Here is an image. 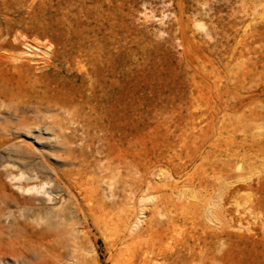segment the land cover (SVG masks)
I'll list each match as a JSON object with an SVG mask.
<instances>
[{
  "label": "rangeland",
  "instance_id": "1",
  "mask_svg": "<svg viewBox=\"0 0 264 264\" xmlns=\"http://www.w3.org/2000/svg\"><path fill=\"white\" fill-rule=\"evenodd\" d=\"M250 91L263 105L264 0H0L1 190L18 200L9 198L13 213L0 216V264L42 257L37 246H21L18 234L23 228L41 233L56 202L51 198L69 189L77 194L65 173L89 164L93 170L96 159L104 165L108 154L138 169L106 170V181L120 193L124 185L116 183L124 179L133 191L147 176L166 179L156 183L162 186L156 194L162 199L173 190L177 214L187 219L176 223L175 234L195 247L192 256L182 253L189 264H264V159L221 156L220 146L231 140L227 131L214 134V152L206 160L196 158L213 134V121L222 124L225 116L233 122V107L240 99L251 101ZM44 168L51 181L31 176ZM22 172L25 178L12 181L10 173ZM203 178L209 189L200 185ZM27 185L36 190L26 192ZM56 186L61 190L52 191ZM107 187L99 185L101 196ZM212 189L215 222L207 219V205L186 209L195 203L188 197L202 199ZM230 189L235 197L225 202L222 195ZM24 203L34 205L29 216ZM146 213L153 218L154 209ZM119 214L127 216L115 207L112 215ZM90 215L81 216V255L57 246L55 264H128L118 234ZM150 240L146 233L139 244ZM202 247L207 252L201 260Z\"/></svg>",
  "mask_w": 264,
  "mask_h": 264
},
{
  "label": "bare ground",
  "instance_id": "2",
  "mask_svg": "<svg viewBox=\"0 0 264 264\" xmlns=\"http://www.w3.org/2000/svg\"><path fill=\"white\" fill-rule=\"evenodd\" d=\"M236 91L237 92L235 94H239L238 90ZM229 92L230 91H228V94ZM247 97H249L251 101L246 102L245 99H240L237 106L233 107L235 110L232 114V118H235L233 122L231 121L230 123H227L225 120V116H223L222 124L217 123V125H215L217 120L215 119L213 121V134L210 137L209 135H206L205 139L203 140V144L200 145L196 150L197 159L203 161V159L205 158L206 160L209 153L213 151L211 147L214 143H212L211 140L214 137V134H219L223 131H227L230 134L231 140L225 145V147L220 146L221 156L225 155L228 159H236L240 162H244L243 159L245 160L248 158L250 161H252L256 157L264 159V104L256 105L257 103L255 100L260 97L259 94H256V92L250 91ZM262 101L264 102V100ZM225 111L229 110L221 109V113ZM238 113H241L242 115L237 117ZM24 127H26L27 129H31L32 126L28 124ZM238 132L242 134L241 140H238V138L236 137ZM106 158L108 159V161L101 166V161L96 159V164L93 166V170H90L89 164L87 167H78L77 169H73L65 173V177L69 184V187L75 189L77 194H74L71 189H69L68 194L61 193L59 199L51 198V196L49 195V199L51 198L52 200H54V202H56L55 205L49 208L47 213L45 212L46 214L44 218L46 219V221L44 222L41 233H27L25 228L22 227L25 233L18 234V243H20L21 246L27 248V250L30 249V245L33 247L37 246L40 249H38L35 253H38L39 256H42L34 263L31 260H25L23 261V263L55 264L54 261L61 257L57 253V246H61L65 250L67 255L78 258V256L81 255L78 239L80 236L79 234L82 232L83 228V221L81 216L82 213L88 212L92 216H97L99 220L107 226V228L110 227L118 234L117 236L119 237L120 243L125 247L124 253H126V255L128 254V264H189V261L187 260L188 258L182 253L184 252V250H187L189 255L192 256L193 254H195V247L192 245L190 240L183 241L184 238L180 240L179 237L181 236L175 234L177 232V229L175 231L176 223L180 219L184 222L187 219L181 217L180 214H177V212L181 209L176 205L175 201L172 200L173 190L165 191V195L162 199L159 198L160 196L158 197L156 194L162 187L160 184L163 183L166 179L163 178L162 175H159L156 181H151V178L149 179L148 176L147 178L143 177L145 179L140 182L137 191H133L129 179H124V181L121 180L116 184L124 185L121 189V192L123 193L122 194L118 191L117 186L114 185L115 183H110V180L106 181L108 179L106 170H113V168L118 170L117 168H121L124 170L123 172L130 174L131 171L137 172L138 169L135 164H133L134 162L128 160L127 158H113L109 154L108 156H106ZM214 166L215 165L212 166L213 169ZM41 174L46 175L48 178H50L49 181H51L50 172L46 171V168L40 171L36 170L35 172H31V176L35 179L41 176ZM9 175H11L10 177L14 182H19L20 179L25 178L23 177V172L19 174L20 176L14 173H10ZM206 178H203L199 181L200 185L203 186L204 184H206V187L208 188L210 182ZM102 183H106L109 186L107 187L109 191L107 195H105V197L101 196V190L98 189L99 185ZM156 183H160L159 185L161 187L159 185L156 186ZM126 184H130V186L128 187V185ZM44 186L45 184L42 186V188H44ZM24 188L26 189V192H33L34 190H36H33V188L29 187L28 185ZM54 188L55 189H53L52 191L61 190V188L59 189L58 186ZM173 188H176V185L173 186ZM1 189H5V184L1 181L0 178V216L4 214L12 215L13 212L8 207V200L10 198L11 200H15L14 202L16 203L18 202V200L14 199L13 197L7 196L4 193L5 191L3 192ZM215 191L216 189L210 190L208 195L202 199H200L198 195L194 194L191 197H188L190 201L194 200L195 203H188L186 205V209H195L201 203L207 205V219L210 222H215L216 220H218V218L213 214L210 207L212 204H214V206L216 204L214 202V194H216ZM233 191H231L230 189L229 193L222 195L225 197L223 198V201L231 202L232 198L235 197ZM222 196L220 198L221 206L223 205ZM122 197H124V199H122ZM235 204L237 205V213L241 212L240 203L236 201ZM115 207H121L124 211H126L127 216L123 217L121 214L113 216L114 213L112 215V210ZM21 208L29 216L32 209L34 208V205L30 203H24ZM148 208H150V210L154 209V215L152 216L153 218L147 217L146 212ZM145 223L148 224V227H145L146 230H144L143 227V225L145 226ZM48 230L51 232H49ZM146 233L150 234L151 240L146 245H140V239ZM50 236L51 238H48ZM192 238H195V236H193ZM197 240H200V238H197ZM205 242H208L207 238ZM176 243H178L177 246H175ZM179 246L180 250L177 251V247ZM206 252L207 248L202 247L201 250L197 253V256L202 260ZM219 256L220 254L214 255L215 258H218ZM73 264H78V262L75 261V263Z\"/></svg>",
  "mask_w": 264,
  "mask_h": 264
}]
</instances>
